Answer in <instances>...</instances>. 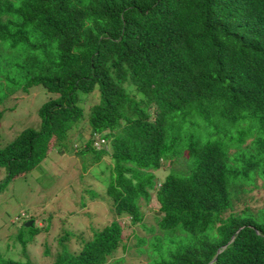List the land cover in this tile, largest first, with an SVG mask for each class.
Instances as JSON below:
<instances>
[{
	"label": "trees",
	"instance_id": "1",
	"mask_svg": "<svg viewBox=\"0 0 264 264\" xmlns=\"http://www.w3.org/2000/svg\"><path fill=\"white\" fill-rule=\"evenodd\" d=\"M0 41V66L21 74L25 91L57 96L41 107L39 131L0 149V191L45 157L52 136L67 140L81 94L100 95L90 135L110 150L89 140L81 160L109 158L107 195L133 224L154 192L162 218L140 224L145 264H207L242 226L215 264H264V0H0ZM179 157L158 186L154 172ZM121 233L112 223L52 264H106Z\"/></svg>",
	"mask_w": 264,
	"mask_h": 264
},
{
	"label": "rangeland",
	"instance_id": "2",
	"mask_svg": "<svg viewBox=\"0 0 264 264\" xmlns=\"http://www.w3.org/2000/svg\"><path fill=\"white\" fill-rule=\"evenodd\" d=\"M1 44L4 49L9 50L7 44L0 42ZM18 79H14L12 84H5L0 80V95L3 93L10 95L16 90ZM56 97L55 94L48 93L42 86H34L26 91L20 89L17 93L9 96L3 104L6 110L0 122V149L9 144L21 131L28 128L39 129L41 125L38 114L39 108ZM81 98H83L81 101L83 118L69 133L66 145L60 147L65 156L59 159L50 150L46 159L38 167L31 170L25 177L13 180L6 189L0 192V254L6 258L30 261L32 264H51L56 254L62 250V246L57 243V238L60 237L59 226L62 234L77 232L73 222L74 219H77L79 227L95 233L102 229L110 219L111 201L106 195L105 185L102 182L108 183L109 178L100 174L103 171L102 168H106L109 164V158L104 156L99 161L89 165L88 161L81 160L82 155L80 154V151L84 150L92 137V135L90 137V128L87 123V113L90 107L98 103V95L87 96L82 94ZM8 104L12 106L9 107ZM7 126H10L9 130L6 129ZM91 153L87 152L85 157L90 159L93 156ZM49 155L51 158L60 160L59 164L49 158ZM104 172V174H108L107 171ZM165 174L166 170L159 173L158 179L162 180ZM5 175V169L0 167V182ZM80 178L86 183L101 180L98 183L99 189L92 187L86 192L88 197L96 196L100 194L99 191L103 192L104 189L105 205L98 203L101 202V199L98 198L85 207L86 199L80 197L83 185L78 181ZM73 201L76 202V205H73ZM69 204L70 206L67 207ZM242 205L243 203H238L234 207ZM73 206L76 209L74 211L69 210ZM91 206H93L92 209ZM157 209L158 206L152 191L151 202L141 210L144 215L143 222L147 228L155 224L153 214L156 213ZM50 218L53 223H56L54 232L56 237L54 239L51 233L44 237V230L51 223ZM29 220H32L34 224L32 228H25L24 224ZM122 223L127 240L132 239L131 230L141 235L145 233L143 230L130 227L127 218L123 219ZM37 229L39 233L32 236ZM17 233H19L21 241H30L33 238L32 242L26 241L22 247L19 241H16ZM79 233H83V231H79ZM77 247V241L70 239L68 250L76 253ZM123 255V249L119 248L114 257L119 258ZM125 258L127 264L140 262L144 264V261L135 258L133 250H130Z\"/></svg>",
	"mask_w": 264,
	"mask_h": 264
},
{
	"label": "clouds",
	"instance_id": "3",
	"mask_svg": "<svg viewBox=\"0 0 264 264\" xmlns=\"http://www.w3.org/2000/svg\"><path fill=\"white\" fill-rule=\"evenodd\" d=\"M22 37V36H21ZM21 37H13L14 38V40H16V39H19V38H21ZM1 42V41H0ZM8 44V43H7ZM2 47V45H0V48ZM3 53H8L9 55H10V58L11 59H14V57H13V55H14V53L15 52H13V53H11V50H10V52H7V51H2ZM16 78H19L17 81H16V87H17V89L16 90H14L13 92H11L10 93V95H7V94H5V93H3L2 95H0V115H1V119H2V117H3V113H5V108H4V106H3V104H4V102L9 98V96H11V95H13V94H15V93H17L20 89H23V83H24V80H23V77H22V75L15 69V68H13V67H11V66H9V65H5V66H0V80L3 82V83H5V84H12V83H14V79H16ZM37 86H39V85H37ZM32 87H34V86H32ZM31 88V87H30ZM29 88V89H30ZM24 90V89H23ZM48 92V91H47ZM48 93H50V92H48ZM82 95V94H81ZM81 95H80V100L78 101V104L76 103V105H77V107H78V109L79 110H81V112H82V115L80 116L81 117V119L83 118V109H82V107H81V101H82V99L83 98H81ZM83 95H87V96H91L92 94H83ZM54 99H56V98H54ZM54 99H50L49 101H47L46 103H50V101L51 100H54ZM16 100V99H15ZM99 101H100V95H98V103H99ZM46 103H44V104H46ZM97 103V104H98ZM43 104V105H44ZM96 104V105H97ZM42 105V106H43ZM8 106L9 107H11L12 105H9L8 104ZM41 106V107H42ZM95 106V105H94ZM94 106H92V107H90L89 108V110H88V113H87V123H88V126H89V118H90V114H91V111H92V109L94 108ZM41 107L39 108V111H40V109H41ZM8 109H10V108H8ZM39 111H38V114H39ZM148 113H149V115H150V117L151 118H153L154 117V114H153V112H152V109H149L148 110ZM40 117V116H39ZM1 119H0V122H1ZM80 119V120H81ZM40 120H41V118H40ZM79 120V121H80ZM79 121H77V123L79 122ZM77 123H76V125H77ZM75 125V126H76ZM74 126V127H75ZM89 128H90V126H89ZM7 130H9L10 129V126H7V128H6ZM29 129H31V128H28V129H25V130H29ZM41 129V125H40V128L39 129H32V130H36V131H39ZM228 131H231V127L230 126H228L227 128H226ZM2 130L3 131H5L3 128H2ZM25 130H23V131H21V133L22 132H24ZM73 130V129H72ZM71 130V131H72ZM70 131V132H71ZM90 131H91V129H90ZM69 132V133H70ZM21 133H19L9 144H11L17 137H19L20 135H21ZM90 137H91V135H90ZM250 139H252L251 141H253V137H251ZM249 140V139H248ZM247 140V142H246V144H250V142ZM68 142V138H67V140L66 141H58V138H56L55 136H52L51 138H50V140H49V143H48V145H47V150H46V152H45V157L39 162L38 161V163L34 166V167H32L30 170H28V171H26V173H24V174H21V175H18L17 177H15L13 180H15V179H18V178H23V177H25L31 170H33L34 168H36V167H38L45 159H46V157L48 156V153L50 152V150L52 151V153L55 155V157L57 156V157H59V159L61 158V157H63V156H65V153L62 151V149L60 148L61 146H64V145H66V143ZM90 142H92V144H90L91 145V148H93L95 151H102V150H106V151H109L110 150V146H109V144L107 143V140H106V138H104V136L103 135H100V134H92V137L90 138ZM8 145V144H7ZM6 145V146H7ZM67 145H69V144H67ZM87 145V144H86ZM5 146V147H6ZM85 148H86V146H85ZM84 148V149H85ZM3 149V148H2ZM73 150V149H72ZM49 158H51V156L49 155ZM51 159H53L57 164H59V161L57 160V158H51ZM181 162V158L179 157V158H173V159H171L169 162L167 161V162H164L165 163V166H163V167H160V169H158V170H156L155 172H154V175L156 176V179H157V181H158V186L160 185V182L166 177V175L168 174V172H169V170L174 166V169H177L178 168V165H175L176 163H180ZM165 170H166V174L164 175V177H163V179L162 180H159L158 179V174L159 173H161V172H165ZM187 171V169H186V167H185V171H184V173ZM6 176V175H5ZM5 178V177H4ZM12 180V181H13ZM4 181V179L0 182V184L2 183ZM11 181V182H12ZM78 181H80V183H83V185H82V187H81V196L80 197H83V198H85L86 199V203H85V207H87L88 206V204L90 203V202H93V200H95V199H98V198H100L101 199V202H98V203H100V204H103V205H105V203H106V201H105V197L103 196L104 195V189H105V192H106V195H107V184L104 182V181H102L103 183H104V189H103V192H101V191H99L100 192V194H97L96 196H87V189H90V188H92V187H94V188H97V189H99V186H98V183L101 181V180H94V183H86V182H84L81 178L78 180ZM10 182V183H11ZM9 183V184H10ZM8 184V185H9ZM8 187V186H7ZM6 187V188H7ZM106 187V188H105ZM6 188H4V189H6ZM3 189V190H4ZM3 190H1V191H3ZM0 191V192H1ZM102 194V195H101ZM108 196V195H107ZM109 197V196H108ZM110 198V197H109ZM110 201H111V205H110V219H109V221L107 222V224L102 228V229H100L99 231H97V232H95V233H92L91 231H89V230H85V229H82L81 227H79V222H78V220L77 219H74L73 220V222H74V225H75V229H77L78 231L77 232H69V233H67V234H62L61 232H60V226L58 227V233H60V237L59 238H57V243L60 245V246H62V249L63 248H66L67 250H68V244H69V240L70 239H73V240H76L77 241V244H78V247H77V250L75 251L76 253H72V254H76V255H78V253L81 251V249L83 248V246H85V245H87V244H89V243H92L93 242V239H94V236L97 234H99V233H101L106 227H108V226H110L112 223H118L119 225H120V227H121V229H122V233H121V239H119V238H117V242H116V244H115V246H116V249H115V251H114V254L119 250V248H122L123 249V256H121V257H119V258H115L114 257V254H113V256H112V259H115L114 261L112 260V259H110V260H108L107 261V263L106 264H112L113 262H116V264H120V261L122 262V264H127L126 262H127V259L125 258V255L127 254V253H129V251L130 250H133V253H134V255H135V258L136 259H139L140 261H144V264H145V260H144V258L142 257V255H141V253L143 252V249H141L140 248V245H141V241H140V239L145 235V233H144V235H141V234H138V233H136L135 231H133V230H131V233H130V235H131V240H127V239H125L127 236H126V233H125V228L123 227V223H122V220L123 219H125V218H127L128 219V221H129V225H130V227H132V228H138V229H140V224H144V215H143V213H142V217H143V219H142V222L141 223H138V224H133L132 223V221H131V218L127 215V214H121V215H118L117 213H116V209H115V205H114V201H112V199L110 198ZM155 202H156V200H155ZM157 204V203H156ZM73 205H76V202L75 201H73ZM148 204H144V203H142V208H144V207H146ZM235 205V204H234ZM234 205H232V207H231V209L230 210H228L227 211V214H234V215H242L245 211H246V209H248V207H249V205H242V206H239V207H234ZM70 206V204L69 205H67V207H69ZM158 206V205H157ZM91 209L93 208V206H91L90 207ZM142 208H141V210H142ZM76 208H74V206H73V208H69V210H75ZM68 211V210H67ZM111 215H112V217H111ZM161 218H162V215L159 213V209H157V211H156V213H154L153 214V220H154V222H155V224H156V221L157 220H161ZM112 219V220H111ZM50 221H51V218L49 219ZM16 221H18V219L16 218ZM15 221V222H16ZM14 222V223H15ZM29 222H31V225L30 226H26V224L27 223H29ZM33 224H34V222L32 221V220H29L28 222H26L25 224H24V227L25 228H32V226H33ZM55 224L56 223H53L52 221H51V223H50V225L48 226V227H46L45 228V230H44V237H46L49 233H51L52 234V238L54 239L55 237H56V235L54 234V232H55ZM154 224V225H155ZM153 225V226H154ZM159 228V226L157 227V228H155V229H158ZM244 227L242 226V227H240V228H238L236 231H235V233L230 237V239L226 242V244H224V245H222L220 248H218L217 250H216V252H215V254H214V256L211 258V260L207 263V264H215V262L217 261V257H218V255L219 254H221L233 241H234V239H235V236L238 234V232L240 231V230H242ZM141 230V229H140ZM79 231H83V233H79ZM36 234L35 235H37L38 233H39V230L37 229L36 230V232H35ZM19 233H17V235H18ZM149 234V233H148ZM16 235V236H17ZM34 235V236H35ZM93 235V236H92ZM150 235V234H149ZM91 236H92V238H91ZM91 238V239H90ZM33 239V238H32ZM32 239L30 240V241H28V240H23L24 242H26V241H28L29 243L30 242H32ZM20 240H22V239H20ZM20 240H19V243H20V245L22 246V247H24V245H22L21 244V242H20ZM69 251V250H68ZM50 252V251H49ZM70 252V251H69ZM59 253V252H58ZM57 253V254H58ZM56 254V255H57ZM0 256H2L1 254H0ZM3 258H5L6 259V257H4V256H2ZM56 257V256H55ZM11 258H13V257H11ZM110 258V257H109ZM10 259V258H9ZM15 258H13L12 260H14ZM14 261H17V262H26V261H22V260H14ZM30 262V261H29ZM53 263V262H52ZM51 263V264H52ZM30 264H32L31 262H30ZM138 264H141V262L140 263H138Z\"/></svg>",
	"mask_w": 264,
	"mask_h": 264
},
{
	"label": "water",
	"instance_id": "4",
	"mask_svg": "<svg viewBox=\"0 0 264 264\" xmlns=\"http://www.w3.org/2000/svg\"><path fill=\"white\" fill-rule=\"evenodd\" d=\"M31 225V222L27 223L26 226H30Z\"/></svg>",
	"mask_w": 264,
	"mask_h": 264
}]
</instances>
